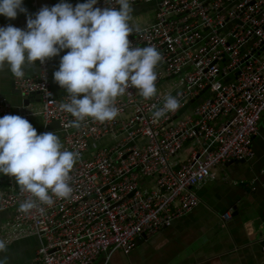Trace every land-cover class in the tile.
<instances>
[{
    "label": "built area",
    "instance_id": "built-area-1",
    "mask_svg": "<svg viewBox=\"0 0 264 264\" xmlns=\"http://www.w3.org/2000/svg\"><path fill=\"white\" fill-rule=\"evenodd\" d=\"M150 2H158L155 23L134 29L128 39L162 53L157 95L146 100L129 88L117 99L114 120L70 126L74 118L58 106L67 94L52 88L50 59L35 62V76L14 77L24 101L39 98L43 133L58 123L64 148L79 152L72 195L40 205L43 213L19 211L30 197L20 186L0 189V216L12 213L0 225V240L9 245L37 236L29 264H95L115 251L129 255L144 235L197 208L196 189L215 179L217 168L255 158L264 115V0H131L132 6ZM95 7L119 9L115 0H98ZM167 95L181 106L156 120L152 113ZM31 104L16 113L0 98V117L30 121L36 115ZM7 178L13 185L14 177Z\"/></svg>",
    "mask_w": 264,
    "mask_h": 264
},
{
    "label": "clouds",
    "instance_id": "clouds-1",
    "mask_svg": "<svg viewBox=\"0 0 264 264\" xmlns=\"http://www.w3.org/2000/svg\"><path fill=\"white\" fill-rule=\"evenodd\" d=\"M97 3L86 0L73 7L61 0L29 14L23 0H0V15L27 16L26 29L0 27V70L7 66L14 77L23 78L27 65L43 64L68 49L53 75L67 92V102H59V110L71 114L70 126L76 128L89 118L100 123L117 118V99L129 88L146 100L155 97L156 69L163 61L155 46L135 47L128 39L134 31L131 0H115L119 9H101ZM180 106L176 96L167 95L163 105L155 107L153 118L159 120ZM78 159L79 152L65 149L57 134L38 135L19 115L0 117V173L14 177L20 190L30 193L19 205L20 212L43 213L40 205L51 207L54 198H69L70 173ZM5 250L0 240V251Z\"/></svg>",
    "mask_w": 264,
    "mask_h": 264
},
{
    "label": "crops",
    "instance_id": "crops-1",
    "mask_svg": "<svg viewBox=\"0 0 264 264\" xmlns=\"http://www.w3.org/2000/svg\"><path fill=\"white\" fill-rule=\"evenodd\" d=\"M61 0H23L29 14L37 13L42 7L51 8ZM75 7L85 0H65ZM158 2L132 6L133 29H142L155 23ZM34 18V15H33ZM13 25L26 29L27 16L18 13L15 19L0 15V27ZM69 50H63L50 58L52 88L58 96L67 94L54 80L60 60ZM25 74L35 76L36 64L27 65ZM0 98H6L18 113L24 106L23 98L14 87V76L7 66L0 70ZM36 115L30 120L37 134L44 132L45 125L39 114L40 104L32 102L29 108ZM38 113V115H37ZM49 132L60 137L58 127L50 125ZM255 158L245 162L234 161L216 169V178L208 179L196 189L200 205L185 216L175 220L171 227L153 235L142 237L135 249L125 255L113 252L109 257L101 256L95 264H264V115L259 133L254 139ZM186 156L181 154V158ZM0 189L11 191L19 185L13 178V185L7 175L2 174ZM231 218L225 220L226 213ZM12 217L11 212L0 216V225ZM40 242L31 235L6 245L0 251L2 264H29L36 256Z\"/></svg>",
    "mask_w": 264,
    "mask_h": 264
},
{
    "label": "water",
    "instance_id": "water-1",
    "mask_svg": "<svg viewBox=\"0 0 264 264\" xmlns=\"http://www.w3.org/2000/svg\"><path fill=\"white\" fill-rule=\"evenodd\" d=\"M17 94H18V95H21L19 91H17ZM32 102H38V103H39L40 100H39V98H35L34 96H32L29 100H25V101L23 102V104H24L25 106H28V105H30V103H32ZM29 122L31 123V121H29ZM52 126H53V127H58V128H59L58 123H54V124H52ZM241 162H245V161H241ZM0 175H1V173H0ZM4 179H5V178H0L1 181H4ZM143 237L146 238L147 236L144 235Z\"/></svg>",
    "mask_w": 264,
    "mask_h": 264
}]
</instances>
